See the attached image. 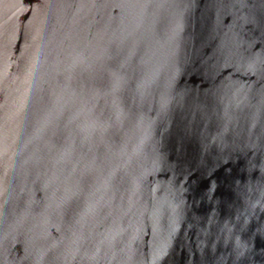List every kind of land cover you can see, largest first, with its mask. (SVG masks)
<instances>
[{
  "label": "water",
  "instance_id": "water-1",
  "mask_svg": "<svg viewBox=\"0 0 264 264\" xmlns=\"http://www.w3.org/2000/svg\"><path fill=\"white\" fill-rule=\"evenodd\" d=\"M0 264H264V0H0Z\"/></svg>",
  "mask_w": 264,
  "mask_h": 264
}]
</instances>
